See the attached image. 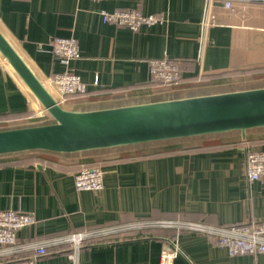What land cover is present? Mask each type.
Segmentation results:
<instances>
[{"label":"crops","instance_id":"1","mask_svg":"<svg viewBox=\"0 0 264 264\" xmlns=\"http://www.w3.org/2000/svg\"><path fill=\"white\" fill-rule=\"evenodd\" d=\"M126 8L162 14L164 21L132 31L104 22L100 12ZM0 29L43 83L64 69L52 39H77L81 55L71 65L89 92L69 97L64 105L71 110H79L77 104L89 106L79 111L124 106L111 105L123 98H141L134 103L140 104L246 90L215 89L264 76V0H0ZM164 56L180 61L177 85L152 82L150 60ZM3 62L0 55V128L52 120ZM168 92L185 94L152 99ZM247 148L264 150V127L73 153L1 154L0 209L36 216L19 231L21 245L141 221L228 226L264 220V176L247 178ZM94 165L105 170L103 189L77 190L74 174ZM173 237L180 248L175 264H264V253L230 256L208 236L157 227L89 238L75 256L70 244L55 245L37 264H160L162 245ZM6 249L0 246V264L34 254L12 256Z\"/></svg>","mask_w":264,"mask_h":264},{"label":"water","instance_id":"2","mask_svg":"<svg viewBox=\"0 0 264 264\" xmlns=\"http://www.w3.org/2000/svg\"><path fill=\"white\" fill-rule=\"evenodd\" d=\"M0 53L54 122L0 130V155L73 153L264 127V87L76 111L60 105L0 29Z\"/></svg>","mask_w":264,"mask_h":264},{"label":"built area","instance_id":"3","mask_svg":"<svg viewBox=\"0 0 264 264\" xmlns=\"http://www.w3.org/2000/svg\"><path fill=\"white\" fill-rule=\"evenodd\" d=\"M226 5L231 7L232 2L227 1ZM100 12L104 22H114L128 27L132 31H138L143 26H153L164 21L162 14H146L138 8L114 9L112 11L103 9ZM212 17L209 18L211 22ZM52 47L54 56L64 69L55 73L44 84L46 87L47 84L54 87L52 93L58 99L56 100L65 107L64 104L69 97H81L89 92L82 76L71 65L74 59L80 57V47L74 36L54 37ZM150 68L152 82L159 84V86L170 87L182 81L179 60L169 56L155 58L150 60ZM245 168L249 181L252 182L263 177L264 150L247 148L245 150ZM104 175L105 170L99 165L83 167L74 174L75 188L79 191H100L104 187ZM36 222L37 218L32 213L0 209V246H8V249L4 250L3 253L13 256L25 250L34 251L33 255L13 257L11 264H37V260L48 253L49 247L59 244H70L72 254L75 256L86 246V240L89 238L101 239L118 232L145 227L173 229L177 234L187 232L208 236L214 239L219 246L225 248L230 256L264 253V220L252 219L228 226L192 220L141 221L95 230L76 231L64 236L50 237L36 243L18 244L19 231L34 225ZM179 252L177 238L165 240L162 245L160 264H175Z\"/></svg>","mask_w":264,"mask_h":264},{"label":"rangeland","instance_id":"4","mask_svg":"<svg viewBox=\"0 0 264 264\" xmlns=\"http://www.w3.org/2000/svg\"><path fill=\"white\" fill-rule=\"evenodd\" d=\"M1 55V60L3 58V55L0 53ZM7 69V72H12V74L14 76H16L18 78V80H20V82L24 83L23 80L21 79V77L17 74V72L8 64H4ZM8 66V67H7ZM25 84V83H24ZM47 87L48 89L50 90V92L52 93L53 92V89L54 87L51 85V84H47ZM253 87H264V76H260V77H246V78H243V79H240V80H236L234 82H231V83H228L220 88H217L215 90L217 91H221V90H232V89H249V88H253ZM53 88V89H52ZM208 92L209 90L205 89V90H199V91H194V93H201V92ZM188 93H192L193 94V91H190ZM185 93L183 92H168V93H164L162 94L161 96H157L155 98H152V99H157V98H168V97H179V96H183ZM151 99V98H149ZM151 99V100H152ZM143 99H139V98H123V99H120L118 101H115L113 103H111V105H126V104H134V103H137L138 101H141ZM73 107H75L76 109H85V108H88L89 106H82L81 104H77V105H74ZM70 109V108H68ZM79 110H76V111H79ZM50 118V117H49ZM52 118V117H51ZM53 120V119H52ZM39 123H42L43 121H38ZM27 125V126H32V125H41V124H38L36 122H25L24 123V120L20 121V122H11L10 124H6V127L10 128H16V127H23L21 125ZM8 128H0V129H8ZM154 144V143H152ZM97 165H94V166H91V167H95ZM86 167V166H85ZM177 233V232H176ZM175 239V237H173ZM172 239V238H170ZM168 240V239H167Z\"/></svg>","mask_w":264,"mask_h":264},{"label":"trees","instance_id":"5","mask_svg":"<svg viewBox=\"0 0 264 264\" xmlns=\"http://www.w3.org/2000/svg\"><path fill=\"white\" fill-rule=\"evenodd\" d=\"M54 120H50V119H47V120H44L42 123H39V124H49V123H53ZM159 142V141H157ZM152 143H156V142H150V143H143L141 145H147V144H152ZM169 149L170 147H166L165 149ZM172 148V147H171ZM164 151V150H163ZM145 152V151H144ZM143 151H141V153H144Z\"/></svg>","mask_w":264,"mask_h":264},{"label":"bare ground","instance_id":"6","mask_svg":"<svg viewBox=\"0 0 264 264\" xmlns=\"http://www.w3.org/2000/svg\"><path fill=\"white\" fill-rule=\"evenodd\" d=\"M3 60H4V62L6 63V64H8V65H10L11 66V64L9 63V62H7V61H5V59H4V57H3ZM8 67V66H7ZM12 67V66H11ZM13 68V67H12ZM52 95L56 98V96L52 93ZM57 99V98H56ZM58 100V99H57ZM60 104V103H59ZM61 105V104H60ZM63 106V105H62Z\"/></svg>","mask_w":264,"mask_h":264}]
</instances>
